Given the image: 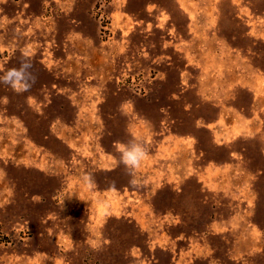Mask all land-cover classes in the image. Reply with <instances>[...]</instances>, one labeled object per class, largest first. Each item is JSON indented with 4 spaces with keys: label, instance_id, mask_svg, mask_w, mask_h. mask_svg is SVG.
Here are the masks:
<instances>
[{
    "label": "rangeland",
    "instance_id": "374dc122",
    "mask_svg": "<svg viewBox=\"0 0 264 264\" xmlns=\"http://www.w3.org/2000/svg\"><path fill=\"white\" fill-rule=\"evenodd\" d=\"M25 46L37 82L0 85V264H264V0H0V74Z\"/></svg>",
    "mask_w": 264,
    "mask_h": 264
},
{
    "label": "clouds",
    "instance_id": "9594fccd",
    "mask_svg": "<svg viewBox=\"0 0 264 264\" xmlns=\"http://www.w3.org/2000/svg\"><path fill=\"white\" fill-rule=\"evenodd\" d=\"M33 63L31 60V50L29 46L20 49L18 58V67H10L0 74V85L10 88L16 94L29 92L37 82V75L33 72ZM5 101L7 98H4ZM118 154L117 163L124 168L125 175L129 177L128 185L135 189L142 186V181L138 176V170L148 157L147 147L138 142L135 138L127 142L115 141L113 144ZM81 182L87 187L92 188L95 185L94 176L91 173H84L81 176ZM110 190L115 191V182L110 184ZM79 199V197H77ZM40 255H47L40 253ZM52 264H64L62 259L49 257Z\"/></svg>",
    "mask_w": 264,
    "mask_h": 264
}]
</instances>
